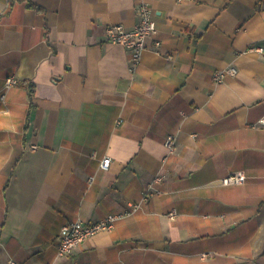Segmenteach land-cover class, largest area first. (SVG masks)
<instances>
[{
  "label": "crops",
  "instance_id": "obj_1",
  "mask_svg": "<svg viewBox=\"0 0 264 264\" xmlns=\"http://www.w3.org/2000/svg\"><path fill=\"white\" fill-rule=\"evenodd\" d=\"M142 2L157 33L134 65L106 28H132ZM254 44L264 0H0V264H264ZM110 213L58 256L64 224Z\"/></svg>",
  "mask_w": 264,
  "mask_h": 264
},
{
  "label": "built area",
  "instance_id": "obj_2",
  "mask_svg": "<svg viewBox=\"0 0 264 264\" xmlns=\"http://www.w3.org/2000/svg\"><path fill=\"white\" fill-rule=\"evenodd\" d=\"M139 21L132 28H127L122 23L110 24L106 28L107 40L128 48L131 51V56L134 65H137L141 59L142 53L147 49V40L155 36L157 33V25L153 18L150 6L146 2H142L138 6ZM160 42L156 41V45ZM249 50L255 51L264 57V46L260 44L252 45ZM238 69L234 66H229L224 69L217 70L213 75V80L216 83L223 82L227 76H236ZM17 83L16 76H9L6 79L5 86L10 88ZM258 126H264V114L256 123ZM172 136L167 140L169 146L172 147ZM111 164V158L105 156L102 159L101 166L107 169ZM247 176L243 171L231 172L222 178L221 182L224 185L244 183ZM161 176L155 177V182L161 181ZM149 191L145 194L144 199H148ZM139 205H135L133 209H137ZM131 212H127L130 214ZM175 211H171L169 216H175ZM124 213H110L96 221H85L77 219L64 224L59 234L58 256L67 257L72 251L81 244L85 239L97 234L102 230H109L114 227L115 222L121 218ZM207 255L206 253L204 254ZM9 264H17L11 260ZM52 264V263H48Z\"/></svg>",
  "mask_w": 264,
  "mask_h": 264
}]
</instances>
